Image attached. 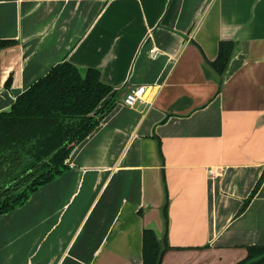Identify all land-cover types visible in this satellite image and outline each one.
I'll list each match as a JSON object with an SVG mask.
<instances>
[{
    "label": "crops",
    "instance_id": "crops-1",
    "mask_svg": "<svg viewBox=\"0 0 264 264\" xmlns=\"http://www.w3.org/2000/svg\"><path fill=\"white\" fill-rule=\"evenodd\" d=\"M0 40L17 44L0 51V113L66 62L116 95L69 169L0 216V264H143L146 230L171 248L162 264L264 246V183L239 214L264 174V0H0Z\"/></svg>",
    "mask_w": 264,
    "mask_h": 264
},
{
    "label": "trees",
    "instance_id": "trees-1",
    "mask_svg": "<svg viewBox=\"0 0 264 264\" xmlns=\"http://www.w3.org/2000/svg\"><path fill=\"white\" fill-rule=\"evenodd\" d=\"M16 42L0 40V51ZM235 44L220 45L215 68L223 75ZM112 87L101 81V73L90 69L83 76L71 63L56 65L21 94L9 112L0 113V216L24 206L31 196L65 173L73 150L100 124L115 96L106 103ZM106 103V104H105ZM105 104V105H104ZM264 183V174L242 214ZM171 248L151 230L143 237V264H162ZM238 264H264V246L247 248Z\"/></svg>",
    "mask_w": 264,
    "mask_h": 264
},
{
    "label": "built area",
    "instance_id": "built-area-1",
    "mask_svg": "<svg viewBox=\"0 0 264 264\" xmlns=\"http://www.w3.org/2000/svg\"><path fill=\"white\" fill-rule=\"evenodd\" d=\"M150 53L153 58H157L159 56V53L156 50H151ZM148 93L149 88L147 86H138L125 95L123 104L127 107L133 108L137 104L145 102ZM213 171L214 170H210V174H213Z\"/></svg>",
    "mask_w": 264,
    "mask_h": 264
}]
</instances>
